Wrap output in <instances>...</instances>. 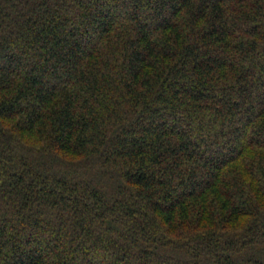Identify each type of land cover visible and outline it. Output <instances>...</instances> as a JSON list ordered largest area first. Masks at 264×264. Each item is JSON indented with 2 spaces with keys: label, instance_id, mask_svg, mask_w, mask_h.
<instances>
[{
  "label": "trees",
  "instance_id": "16d2710c",
  "mask_svg": "<svg viewBox=\"0 0 264 264\" xmlns=\"http://www.w3.org/2000/svg\"><path fill=\"white\" fill-rule=\"evenodd\" d=\"M0 264H264V0H0Z\"/></svg>",
  "mask_w": 264,
  "mask_h": 264
}]
</instances>
